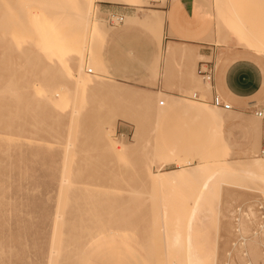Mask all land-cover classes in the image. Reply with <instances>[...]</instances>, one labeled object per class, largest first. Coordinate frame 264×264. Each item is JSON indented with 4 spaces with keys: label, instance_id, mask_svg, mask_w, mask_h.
I'll use <instances>...</instances> for the list:
<instances>
[{
    "label": "rangeland",
    "instance_id": "1",
    "mask_svg": "<svg viewBox=\"0 0 264 264\" xmlns=\"http://www.w3.org/2000/svg\"><path fill=\"white\" fill-rule=\"evenodd\" d=\"M229 1L237 10L238 18L247 25L241 36L237 19L224 0L217 3L215 0H203L204 6H211L208 22L209 27L214 28L215 39L210 42L214 44L212 48L217 59L225 50L224 38L228 37L237 50L256 56L264 68V51L245 47L243 41L244 37L253 35L264 44V0ZM158 4V0H93L90 21L103 28L105 35L102 42L93 46L100 69L94 71L85 56L83 71L91 68L92 73L88 75L94 79L93 82L102 84L96 85L100 87L98 89L95 86L96 91L82 93L85 102L75 114V121V115L71 118L69 115V100L60 98V94L68 97V86L64 85L66 89L60 93L55 89H47L48 93L43 89L34 92L33 83L37 84L40 79L37 72L28 75V66H23L24 61L19 63L13 44L9 45L13 42L10 33H0V264H163L160 234L162 226L166 229L170 226L162 223L164 219L161 216L166 213L170 221L180 219L188 210L194 184L191 188L185 182L174 181L154 192L144 177L145 168L149 167L153 174L158 171L177 172L183 166H178L181 165L179 162L187 159L185 167L194 165L195 155L200 152L211 154L208 157L211 163L221 160L236 162L234 170H240L252 152L264 157V115L256 117L255 110L237 112L232 107L235 112L226 115L223 110L211 108V97L205 95L207 83L201 81L196 71L192 76L186 73L185 57H181L179 64L172 69L182 80L170 83L166 91L157 88L162 34L153 28L146 29L144 18L152 17L158 10ZM216 11H219L218 17L215 16ZM117 41L128 48L130 57L150 56L145 64L129 65L132 75L120 81L112 75L113 68L107 60L108 51ZM25 47L36 53L44 50V47ZM53 60L47 61V65L53 66ZM202 60L210 61L209 58ZM210 62L215 73L216 64ZM59 65L56 62L54 68H59ZM58 80L57 76L52 78L54 84L59 83ZM16 85L27 88L22 99L29 100L19 106L15 104ZM177 85L181 89L175 87ZM166 97L189 106L187 101L193 102V106H210L206 112H212L221 126L217 139L210 137L212 122L177 113L173 107L163 111ZM158 101L164 105H158ZM36 106L40 107L37 117L34 116ZM237 121L240 125L236 124ZM253 123L262 130L258 144L255 136L242 126ZM100 131L109 134L108 141L123 145L124 149L126 147V152L117 158L104 155V142L101 145L97 139ZM68 143L71 145L66 147ZM82 151L89 155L81 154ZM67 162L72 166L69 167L70 174L67 172V185H63L60 180L62 172L67 170L64 167ZM253 170L258 176H263L264 168L254 167ZM232 176L226 175L223 176L224 181L222 177V180L216 178V182H212H222L216 184L220 187V219L216 222L217 229H213L215 227L210 223L206 232L210 244L215 239L218 261L228 254V258L239 264L237 251L242 241L240 233L235 231L237 220L249 208L258 215L264 214V181H244L241 177ZM60 195L64 204L58 209ZM55 215L59 216L56 218ZM114 229L121 230H115L118 232L115 233ZM250 234L244 237L250 238ZM257 237L252 238L254 252L251 251L254 254L248 246L245 249L249 256L247 260L256 256V264H263L264 256L260 251H264V237L259 234Z\"/></svg>",
    "mask_w": 264,
    "mask_h": 264
},
{
    "label": "bare ground",
    "instance_id": "2",
    "mask_svg": "<svg viewBox=\"0 0 264 264\" xmlns=\"http://www.w3.org/2000/svg\"><path fill=\"white\" fill-rule=\"evenodd\" d=\"M218 1L219 0H215V3H217ZM224 1H225L226 7L228 6L229 9H231V14L233 15V17H236V19H237V27L241 31V32H239V34L240 33L243 34V32L245 30L246 23H244V21L241 20V18H238L237 10L231 6V4H230L231 1H229V0H224ZM221 7H223V6H221ZM216 10H218V9H216ZM92 12H93V0H0V31H1L0 33L1 34L5 33L4 35H6V33H8V32L10 33L13 42H10L9 45L11 43L13 44V48L12 47L11 48L14 49V53H16V56L18 58L19 63L22 64L21 62L24 61L25 65H23V66H25V67L28 66V70H29L28 75L34 74L35 72H37L38 79L40 78L39 82L37 84H34L33 82H30L29 84L33 83L32 87L35 86L34 88H36V89L35 90L33 89L34 92L40 91L41 89H43L44 92H47V93H48L47 89H49V90L55 89L59 93L64 92L66 89V88H64V85H67L68 90L70 91V93L68 94V97L66 94H64V95L60 94V98L62 96V97H64L65 100H69V102H70V114H69L70 118H71V116H74L75 114L77 115V112H78L80 105H83V103L85 102L84 98L82 97L83 96L82 93L85 91L94 90L95 86L98 84V82L97 83H95V81L93 82L94 79L90 75H88V72L92 73L91 68L87 69L86 72L83 71L85 56L87 57L88 62L90 64V66L94 69V71L97 72L100 69L99 68V62H98V55L95 52L93 46H95V44H97V43L102 42L105 34H104L103 28H99L97 25L94 24L95 23L94 21H93L94 23H92L90 21V16L92 15ZM218 12L219 11H216V15H215L216 17L219 16ZM162 14L161 13L160 14L154 13V15L150 18H148L147 16L145 18L143 17L144 21L146 22L145 28L146 29L153 28V29L158 30L160 32L161 28H162V24H163L162 23ZM128 20H130L129 17H127V22H129ZM241 34H240V36H241ZM10 35L7 34V36H10ZM1 36L3 37V35H1ZM7 38L10 39L9 37H7ZM243 39H244L243 41L245 42V47L255 48V49L264 51L263 42L259 41L255 36L251 35L250 38L244 37ZM12 44H11V46H12ZM25 46H36L37 48L44 47V48H42L44 50L42 52L36 53V52L30 51ZM50 51H52L53 53L49 54ZM166 51L169 55H171V49L170 48H168ZM9 52H11V50ZM183 52H184V50H183ZM242 53H244V52H242ZM64 56H65V58H64ZM253 57H256V56L253 55ZM220 58L218 57V59L215 60L216 65L220 62ZM52 59H55V60H53V62H54L53 66H50L51 64L48 66L47 61H52ZM56 62H58L60 64L59 68H54V65H56ZM192 75L193 74H191V76ZM31 76H33V75H31ZM54 76H57V78L59 79L58 80L59 83L54 84V81H52V78ZM99 84H102V83L99 82ZM9 86H10V84H9ZM46 86H47V88H46ZM100 86H102V85H100ZM96 87H97L96 89L100 88L99 86H96ZM210 87H211V85L207 83L206 88H205L207 93L209 92V89H211ZM11 88H12L11 90H13L14 87H11ZM15 89L17 90V98H16L17 102L15 103V104H18L17 106H19L20 104H22L24 102L29 101V100L25 101L22 99L27 88H25V87L19 88L18 87ZM94 91H96V90H94ZM44 94L45 93H43L42 97L44 96ZM205 95H206V93H205ZM39 98H40V96H39ZM31 99H32V96H31ZM166 101H167L166 107H165V109H163V111H165V112L170 110L173 107L174 111L177 113L183 112V113L187 114V116H189V117L201 118V119L203 118V119L208 120L209 123L212 122L213 128L211 130L210 137L212 139H217V137L219 136L221 126L217 122L215 115H213L212 112L211 113L206 112V110H208L210 108V106L199 105V106H195V107L194 106L193 107H186L187 104H180L178 102V100H169V97H166ZM187 102H189L190 105H192V103H193L190 101H187ZM262 102L264 104V99L262 100ZM160 104H162V106H163L164 102L158 101V105H160ZM211 108H214V107H211ZM24 109H26V106ZM41 110H42V108H41ZM38 112H40V107H37L34 109V113H35L34 116L35 117L38 116ZM224 112H226L225 113L226 115H231L235 111L233 112L232 110H227ZM25 113H26V111H25ZM25 113H24V115H25ZM76 115L74 117V121L76 119ZM109 116H111V115H109ZM72 122H73V120H72ZM258 122H259V120H258ZM236 124L240 125V121H237ZM242 126H243V129L245 131L249 132L250 135L255 136L256 142L258 144V137L261 136L260 134L262 132L259 125H257V123L256 124L253 123L250 125H242ZM69 129L71 130L72 128L69 127ZM69 129H68V131L70 133ZM71 134H72V132H71ZM68 136L70 139H72L70 134ZM108 138H109L108 133L103 132V131H100L98 133L97 139L101 142V145L103 142L106 143V144L103 143V145H104L103 154L104 155L109 154V155L116 157V158L121 157L124 154V152H126L125 151L126 147L124 149L123 145H120V146L118 144L116 145V143H114L112 141H108ZM94 143H95V141H94ZM98 143H96V144L99 145ZM70 145L71 144L68 143V144H66V147H69ZM97 145H96V148H100ZM67 150H66V152H68ZM97 151H98V149H97ZM100 151H101V149H100ZM87 152H89V151H87ZM168 152L173 154V152L171 150H168ZM68 153H66V154H68ZM83 153H84V151H82L81 154H83ZM255 153L252 152L251 156L245 158V160H244L245 163H244V165H242L243 167L242 166L239 167L240 170L232 169L233 167H236V164H235L236 162L235 163L221 162L222 160L220 162L219 161L213 162V163L209 162L208 157H210L211 154H209L208 152L207 153L206 152L196 153V155H195L196 163L194 165H190L189 167H185L188 165V161H187V159H183L182 162H179V164H181V165H178V166L183 165L182 169H180L177 172L176 171H170V172L158 171L157 173L153 174L150 172L149 167L145 168L144 177L147 180V182H149V185H151L154 188L153 189L154 192H155V190H157L158 187L166 185L167 183L174 182V181L185 182V183L191 185V188L193 187L192 185L194 184V188L191 189L190 196H189L190 197V203L188 206V210H187V212L182 213L180 219L170 221V219L168 218L166 213H163V215L161 216V218L164 219V221L162 223L168 224L167 227L170 226L167 229L162 226V229H161L162 232L160 234L161 247L163 250V252H162L163 253L162 254L163 264H235V262L232 261L231 258H228V254L225 257H221L222 259H219V261H218L217 260V253L215 250V245H216L215 239L213 240V244H210L208 239H207L206 230L209 227L208 225L210 223H213V225L215 227L213 229H217L216 228V225H217L216 222H218V218L220 219V217H219L220 216V210H219V207H220V201H219L220 189L219 188L220 187L218 185L216 186V184H219V183L222 184V182L217 181L218 183H214V184H212V182H214L216 180V178H219V181H220V180H222V177L226 176V175L238 176V177H241L242 179H244V181L245 180L256 181L255 179H258L259 181L263 182L264 181V172H262L263 176H258L254 172L253 169H254V167H258L259 169L264 168V157L263 158L258 157ZM84 154H85V156L89 155L88 153L87 154L84 153ZM100 154L101 153H99V155ZM63 157L65 158V156H63ZM103 157H105V156H103ZM85 158H87V157H85ZM67 159H68V156H67ZM66 161H68V160H66ZM84 161H86V160H84ZM69 163L67 162L64 164V167L67 170L62 172L63 174L61 175L62 177L60 180V184H63V185L66 184L67 185V182H68V177H67L68 173L67 172H69V174H70L71 169H69V167L72 166V164L70 165ZM86 164L84 163V165H86ZM233 171H236V172H233ZM224 179L225 178L223 177V181H224ZM115 181H117V180H115ZM251 191H253V190H251ZM57 197H59V196H57ZM63 200H64V198H63V196H61L58 200V203H59L58 209H59V207H61L64 204ZM252 209L253 208H249L246 213H243L241 211L242 216H240L241 218H239L238 220H237V215L235 216L236 220L238 222L237 227H235L236 225L235 226L231 225L232 227H235L236 228L235 231L237 233H240V235H241V241L242 242L239 243V249L237 251V260L239 261V264H256L257 263L255 261L256 256L254 257L253 255L252 256L254 257V259L251 258L250 261L247 260L248 253L246 252L245 249L248 248V249H250V251L252 250L254 252V250L252 248V245H253L252 243H254L252 241V238L253 237L255 239L258 238L257 237L258 234L260 236L264 237V214L261 213L258 215L257 213L253 212ZM235 212L237 213V211H235ZM238 213H239V210H238ZM55 216L57 218V216H59V215H55ZM230 216H231V214H230ZM230 216H229V219H231ZM232 217H234V216H232ZM252 225H254V226H252ZM55 227H56V225H55ZM251 227H254V228H252L250 230ZM228 228H230V227H228ZM231 229L232 228H230V231L233 230V229L232 230ZM56 230L57 229L55 228V231ZM115 230L119 231L121 229H114V231ZM147 230H149V229H147ZM114 231H112V232H114ZM116 231H115V233H118ZM219 231H221V229ZM149 232H151V231H149ZM109 233L111 234L110 231H109ZM217 233L219 234V232H217ZM249 233H251L250 234L251 237L248 238L249 237L248 236L247 238H245L244 236L249 235ZM97 236H99V235H97ZM142 236L143 235H141V238H142ZM58 237H59V235H58ZM115 238H117V237H115ZM254 238H253V240H254ZM54 239L58 240V238H56V237ZM218 240H219V238H218ZM261 240H263V239H261ZM255 244H257V243H255ZM261 245H263V243ZM148 246H150V245H148ZM230 246H231V244H230ZM51 247H53V246H51ZM231 247L233 248L235 246H231ZM151 248H153V247H151ZM51 250L53 251V248ZM139 251H140V249H139ZM154 251H156V249ZM231 251H232V249H231ZM52 253L53 252H50V254L53 256ZM255 253H257V252H255ZM145 254H146V251H145ZM260 255L264 256V251H262V252L260 251ZM150 256H151V254H150ZM229 256H230V254H229ZM234 256H235V252H234ZM234 258H236V256ZM262 258H260V259H262ZM146 261H147V259H146ZM257 261H258V259H257ZM263 261H260V262H263ZM49 264H51V262Z\"/></svg>",
    "mask_w": 264,
    "mask_h": 264
},
{
    "label": "crops",
    "instance_id": "3",
    "mask_svg": "<svg viewBox=\"0 0 264 264\" xmlns=\"http://www.w3.org/2000/svg\"><path fill=\"white\" fill-rule=\"evenodd\" d=\"M158 1V10L155 12L163 13V24L159 57L160 69L156 85L157 88L166 91L170 83L182 80L179 73L172 72L174 65L179 64L181 57H185L187 60L186 73L188 75L196 71L200 61H206L202 58H209L215 64L217 57L212 48L214 44L210 42L215 39L214 28L209 27L208 22L211 19V6H208L209 8L204 6L203 0ZM223 41L226 47L220 54V62L215 67L211 89H209V94H206L210 97L217 94L237 112L264 110L262 107L264 104L259 105L264 99V68L257 62L256 57L237 50L231 38H224ZM115 44L112 50L108 51L107 60L112 65V75L118 81L132 75L128 69L129 65L145 64L150 58L149 54L143 58L140 56L130 57L128 48L124 46L123 42L117 41ZM168 48L171 49V55L166 51ZM175 87L181 89L179 85ZM186 107H193V105H186Z\"/></svg>",
    "mask_w": 264,
    "mask_h": 264
},
{
    "label": "built area",
    "instance_id": "4",
    "mask_svg": "<svg viewBox=\"0 0 264 264\" xmlns=\"http://www.w3.org/2000/svg\"><path fill=\"white\" fill-rule=\"evenodd\" d=\"M210 63H211L210 61H201V62H199L198 66H197L196 74L201 79V81L203 83L211 84V82L213 80L214 68ZM88 73H91V72H88ZM210 104L214 108H218L220 110H224V111L231 110V106L229 104L225 103L221 99V97L218 96L217 94H214L211 97ZM263 113H264V110L262 109L259 111H255L254 115L256 117H262Z\"/></svg>",
    "mask_w": 264,
    "mask_h": 264
}]
</instances>
